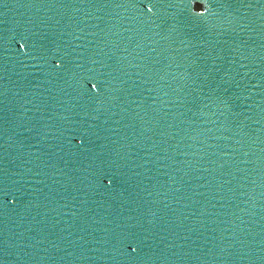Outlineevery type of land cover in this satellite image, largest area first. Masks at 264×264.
I'll list each match as a JSON object with an SVG mask.
<instances>
[{
    "label": "water",
    "instance_id": "95a60500",
    "mask_svg": "<svg viewBox=\"0 0 264 264\" xmlns=\"http://www.w3.org/2000/svg\"><path fill=\"white\" fill-rule=\"evenodd\" d=\"M0 264H264V0H0Z\"/></svg>",
    "mask_w": 264,
    "mask_h": 264
}]
</instances>
